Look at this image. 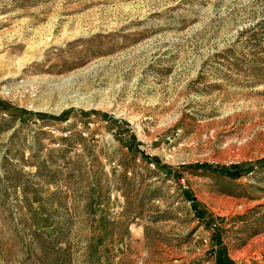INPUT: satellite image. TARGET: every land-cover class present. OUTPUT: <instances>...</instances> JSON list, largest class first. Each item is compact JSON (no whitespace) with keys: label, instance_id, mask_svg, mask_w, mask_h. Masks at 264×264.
<instances>
[{"label":"rangeland","instance_id":"1","mask_svg":"<svg viewBox=\"0 0 264 264\" xmlns=\"http://www.w3.org/2000/svg\"><path fill=\"white\" fill-rule=\"evenodd\" d=\"M0 101V264H264V0H0Z\"/></svg>","mask_w":264,"mask_h":264},{"label":"trees","instance_id":"2","mask_svg":"<svg viewBox=\"0 0 264 264\" xmlns=\"http://www.w3.org/2000/svg\"><path fill=\"white\" fill-rule=\"evenodd\" d=\"M1 103H5V102H3V101L1 102L0 101V106H1ZM6 110L8 112H14L15 114H21L22 116L32 114V112H30L28 110H25V109H22V108L6 107ZM40 115L42 116V118L52 117L53 119L63 120V121H65L67 119L66 118L67 113H63L61 116H51V115H47V114H40ZM118 130L120 132H124V128L122 127V125H118ZM136 141H137L136 135L133 134V133H130L126 137H124V142L128 144V146L131 148V150H134L133 144ZM147 159L155 160L159 167H164V165H161V162L159 161V158H149V157H147ZM257 163L258 164H264V159L257 161ZM249 165H252V164H249V163L241 164V163H239V164H234L233 166H226V165H221V164H206V163H202V164H191V165L186 166V167L193 168V169H199V168L211 169V170H213L215 172H218V173H220L222 175H231V176H235V177L236 176L240 177L241 175H243V174L248 172V169H246V168ZM189 197H191V196H189ZM193 205L196 207L195 211H196L197 215L202 217L201 211L197 209V204L194 202ZM216 255H217V264H233L232 260H230L224 254H222V250L221 249H217Z\"/></svg>","mask_w":264,"mask_h":264},{"label":"built area","instance_id":"3","mask_svg":"<svg viewBox=\"0 0 264 264\" xmlns=\"http://www.w3.org/2000/svg\"><path fill=\"white\" fill-rule=\"evenodd\" d=\"M205 242H207V239H205Z\"/></svg>","mask_w":264,"mask_h":264}]
</instances>
